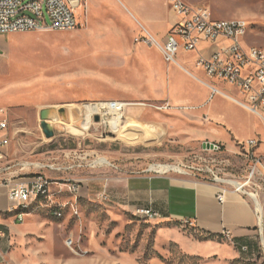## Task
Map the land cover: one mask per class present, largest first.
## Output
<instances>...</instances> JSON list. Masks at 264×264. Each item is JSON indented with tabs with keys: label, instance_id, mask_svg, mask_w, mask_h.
<instances>
[{
	"label": "rangeland",
	"instance_id": "rangeland-1",
	"mask_svg": "<svg viewBox=\"0 0 264 264\" xmlns=\"http://www.w3.org/2000/svg\"><path fill=\"white\" fill-rule=\"evenodd\" d=\"M81 1L77 8L81 27L76 31L0 38V107L8 109L12 127L10 157L0 164L7 171L0 182L6 178L29 182L38 177L50 182L53 209L63 210L61 219L54 216L64 225L58 227L62 243L52 252L61 261L129 255L139 264H150L159 255L167 264H202V260L188 259L180 247L166 241V235L160 237L157 223L125 211L109 193L106 199L100 198L105 190L102 178L151 170L182 171L193 179H207L202 169H211L221 179L244 182L251 160L236 139L233 149L225 146L221 154H213L190 136L198 129L208 130L198 123L200 116L207 118L197 105L210 93L176 65L166 64L158 47L146 44L148 34L130 8L121 4L128 6L126 0ZM185 1L207 7L218 20L247 21L246 45L264 50V0ZM154 3L168 21V0ZM167 21L154 32L162 45L169 38ZM186 59V55L179 56L193 70ZM215 85L243 99L227 84L215 81ZM139 91L158 92L160 98L148 99L139 96ZM97 102L129 104L118 132L100 114L93 117L90 130L83 127L85 105ZM166 105L168 110L155 108ZM207 105L205 112L222 126H216V131L228 141L227 132L243 142L264 140V122L254 114L221 95ZM48 108L58 111V119L50 121L55 132L51 139L45 136L40 120V112ZM74 186L78 192L70 191ZM246 190L256 194L253 185ZM67 237L74 250L64 245ZM258 244L262 249L257 261L234 264H258L264 257V237Z\"/></svg>",
	"mask_w": 264,
	"mask_h": 264
},
{
	"label": "crops",
	"instance_id": "crops-1",
	"mask_svg": "<svg viewBox=\"0 0 264 264\" xmlns=\"http://www.w3.org/2000/svg\"><path fill=\"white\" fill-rule=\"evenodd\" d=\"M126 1L128 6L121 4L125 8H130L131 15L149 36L156 38L154 32L158 25L167 20H164L160 14L154 0ZM175 21L176 17L169 9L167 21L169 32ZM0 38L4 37L0 36ZM184 55L187 58L186 62L192 64L193 70L186 68L179 61V57L176 66L189 77L203 84L210 93L208 85H215V82L209 80L205 73L197 67V54L184 53L179 56ZM137 94L148 99L160 98L158 92L142 93L139 91ZM209 101H211L210 96L198 105L196 104L200 113L207 118L203 119L200 116L198 123L208 130L198 129L190 136H194L203 143L217 142L233 149V139H236L235 143L243 142L244 139L240 140L238 136L227 132L231 136V141H228L216 131V126H222L219 122L216 124L213 121V116L209 111L205 112ZM259 141L260 146L257 152L261 153L259 155H264V140L260 137ZM7 176L10 177L9 174ZM5 180L14 181L6 178L0 182V230L6 234L0 239V264H139L138 260L129 255L70 258L64 261L53 257V250L59 243H62L58 227H64L63 222H59L54 217L56 211L53 206L56 203L49 198L38 200L34 204V209L26 214L24 222L20 223L14 214L8 213L13 203L9 194L10 187ZM110 184H113L114 190H111ZM101 185L105 189L102 194L109 193L107 196L110 195L115 204L125 211L133 214L137 208L155 211L158 217L150 221L160 226L159 236L166 235L167 242L180 247L187 256L201 258L202 264H234L240 260L257 261L258 256H261L262 248L258 244L259 238L264 237V184L261 181L252 184L256 192L252 194L255 197L230 191L226 193L224 202L218 200L220 192L218 184L193 179L182 173L172 174V172H152L151 170L130 175L121 173L111 178H102ZM225 232L231 233L230 239L224 236ZM210 236L215 237L210 238ZM67 239L69 238H65L63 243L69 248L66 245ZM243 247L247 250H243ZM223 248L226 250L221 253ZM150 264L167 263L153 258ZM258 264H264V257L260 258Z\"/></svg>",
	"mask_w": 264,
	"mask_h": 264
},
{
	"label": "built area",
	"instance_id": "built-area-1",
	"mask_svg": "<svg viewBox=\"0 0 264 264\" xmlns=\"http://www.w3.org/2000/svg\"><path fill=\"white\" fill-rule=\"evenodd\" d=\"M80 2L82 3L81 0H0V36L37 31H76L81 27L77 14ZM168 3L176 17L168 40L162 45L148 35L146 44L158 47L168 64L177 65L181 53L197 54L196 65L209 80L227 84L238 90L239 96L243 98L240 100L233 93L224 92L210 84V100L221 95L264 122V50L246 45L249 23L245 20L215 19L207 7L190 6L184 0H168ZM107 104L116 106L118 102ZM155 108L159 111L168 110L169 105ZM11 139L10 113L8 109L0 107V164L10 157ZM239 146L252 163L244 182L221 179L211 169H202V173L205 172L208 176L211 174L210 178L206 176L207 179L202 180L194 176L196 179L218 184L220 202L225 201V195L230 191L250 195L246 190L249 186L259 181L264 184V155L257 152L260 141L239 142ZM224 149L225 146L221 143H204L205 152L221 154ZM6 171L7 169H0V176ZM182 174L192 176L186 172ZM5 181L10 187L9 194L13 203L8 213L14 214L20 223L24 222L26 214L34 209L38 200L50 198V182L44 177H38L31 183ZM70 191L78 192V188L70 187ZM99 197L106 199L107 196L100 194ZM62 211L55 212L58 219L63 217ZM134 215L149 220L158 217L155 211L146 208H137ZM5 236V232L0 230V239ZM224 236L230 239L231 233L225 232ZM69 239L66 245L74 250L73 241ZM242 249L247 250L246 247Z\"/></svg>",
	"mask_w": 264,
	"mask_h": 264
},
{
	"label": "bare ground",
	"instance_id": "bare-ground-1",
	"mask_svg": "<svg viewBox=\"0 0 264 264\" xmlns=\"http://www.w3.org/2000/svg\"><path fill=\"white\" fill-rule=\"evenodd\" d=\"M108 102H97L93 104L85 105L86 118L83 123V127L90 130L93 117L97 114H102L104 116L105 123H107L115 132L119 131V126L123 123L124 112L129 104L124 102H118L116 106H111L107 104ZM105 108V110H103ZM56 109V108H55ZM57 110V109H56ZM53 119H58V115H54ZM171 169V167H169ZM179 173H183L179 171ZM250 196L255 197V195L250 194Z\"/></svg>",
	"mask_w": 264,
	"mask_h": 264
},
{
	"label": "water",
	"instance_id": "water-1",
	"mask_svg": "<svg viewBox=\"0 0 264 264\" xmlns=\"http://www.w3.org/2000/svg\"><path fill=\"white\" fill-rule=\"evenodd\" d=\"M55 108L44 109L40 112L41 128L48 139H51L55 136L54 129L50 125V121L53 119V116L57 114ZM100 117H96V121H99Z\"/></svg>",
	"mask_w": 264,
	"mask_h": 264
},
{
	"label": "trees",
	"instance_id": "trees-1",
	"mask_svg": "<svg viewBox=\"0 0 264 264\" xmlns=\"http://www.w3.org/2000/svg\"><path fill=\"white\" fill-rule=\"evenodd\" d=\"M213 237H215V236H210V238H213ZM158 257V259H160L161 261H163V262H165L164 261V258L162 257V256H157ZM187 258L188 259H192V260H198V261H201L202 259L201 258H199V257H193V256H187Z\"/></svg>",
	"mask_w": 264,
	"mask_h": 264
}]
</instances>
